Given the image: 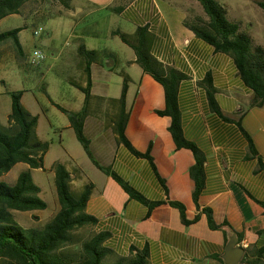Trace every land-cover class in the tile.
<instances>
[{
  "label": "crops",
  "instance_id": "1",
  "mask_svg": "<svg viewBox=\"0 0 264 264\" xmlns=\"http://www.w3.org/2000/svg\"><path fill=\"white\" fill-rule=\"evenodd\" d=\"M119 1L73 0L72 5L76 13L84 14V21L95 12H112L111 8ZM189 11L187 0H129L116 14L130 34L138 27H146L152 34L154 56L186 75L178 92L184 137L195 143L206 157V185L199 198L200 208L193 200L195 182L190 175L195 156L188 148L176 147L169 130L171 118L157 114V110L165 108L164 88L135 62L134 51L129 57H123L107 49L115 57L92 64V98L88 112L93 119L90 122L92 134L99 138L96 152L92 146L91 149L100 163L110 166L146 199L163 203L149 214L148 207L131 198L112 176L97 167L98 172L85 171L80 165L81 152L77 146L75 153L67 148L65 159L58 161L71 172L81 169L82 173L72 174L74 192H80L87 183L93 184L86 213L97 219L93 226L95 233H109L104 245L116 255L129 256L133 248H147L149 264H225L216 256L222 258L227 235L229 239L234 231L237 237L241 235L238 244L245 248L249 260L259 252L264 260V207L258 203L264 202V168L260 164L264 163V105H251L252 90L239 75L233 57L217 51L184 25ZM73 25L74 22L71 32L77 43L86 44V37L95 36L87 28L74 34ZM40 45L53 46L56 59L64 61V68L72 77L81 75L82 81L71 80V86L75 87L74 82L86 86L84 62L78 54L70 52L66 56L64 50L56 46L54 38ZM119 72L126 73L131 83H137V88H131L130 83L126 96V111H130L126 136L138 151H150L156 169L147 158L133 155L113 129L121 110L122 88L120 95L113 97L109 85L113 75L120 76ZM208 79L217 90L214 98L218 111L209 98ZM122 85L123 78L119 86ZM71 89L80 91L76 87L69 88L63 98L69 106L76 104L79 97L70 92ZM42 106L44 111L32 113L39 116L37 128L43 112H47L49 106L54 107L50 100L49 105ZM63 107L70 111L82 109L80 106ZM59 126L63 131H74L69 118ZM48 127L55 128L47 122L49 131ZM245 131L252 137L256 152L250 150ZM68 159L72 165L68 166ZM170 201L184 204L189 220L199 218L190 225L184 224L180 210ZM205 207L212 210L218 225L227 223L230 227L211 229L202 211Z\"/></svg>",
  "mask_w": 264,
  "mask_h": 264
},
{
  "label": "trees",
  "instance_id": "2",
  "mask_svg": "<svg viewBox=\"0 0 264 264\" xmlns=\"http://www.w3.org/2000/svg\"><path fill=\"white\" fill-rule=\"evenodd\" d=\"M33 0H0V20L10 15L20 14L23 6ZM66 10L73 9V0H58ZM129 0H120L117 6L111 9L119 13L124 3ZM207 18L189 14L184 20V25L193 31L198 37L214 46L219 52L229 54L233 57L238 73L245 85L252 90V106L264 105V46L257 44L253 37L244 31L239 22L229 19L228 10L219 0H197ZM264 10V0L257 2ZM24 27L19 26L0 32V44L12 41L19 56H24V49L19 34ZM131 47L135 53V62L143 71L158 81L165 91V108L157 110L160 116L171 118L169 127L176 147L188 148L195 156V164L190 168V175L195 182L193 200L198 207L199 198L206 185L205 163L206 157L202 150L193 142L186 140L182 126L181 111L178 102L180 83L186 77L176 67L167 65L160 61L151 51L152 34L146 27H138L133 34H127L119 29L112 32ZM78 55L84 62L86 74V86L74 84L76 88L85 94L84 105L80 111H70L59 103H56L48 92H45L50 102L60 111L67 114L69 121L75 131L78 141L91 162L104 174L112 176L120 186L130 195L146 205L151 211L161 205V201H149L127 181L116 174L110 166L103 165L94 156L91 149V140L85 133V122L89 114V103L92 98V76L91 67L93 63L102 60L111 61L115 54L107 49H89L86 44L81 43L78 47ZM109 58V59H108ZM123 78L122 94L119 99L121 110L115 119L114 131L118 140L128 148L136 157L147 158L155 168L150 151L143 153L138 151L126 136L125 129L130 116L126 111V96L130 77L119 72ZM208 94L211 104L215 110H219L215 103L214 95L216 88L208 79ZM25 91H8L11 96V113L8 116V124L0 125V178L11 171L18 163L27 164L30 169L22 171L16 182L12 185L0 181V259L7 260L13 264H106L105 260L112 256L115 258L113 264H149L148 249L133 248L129 256H119L104 245L109 233H94L90 238L81 243L77 241L75 232L81 228L93 227L97 219L86 213V206L93 190V184L87 183L80 192L72 189V174L82 173L77 168L71 172L67 166L57 161L50 171L54 173V182L58 194L59 210L40 228H25L20 225L14 211L45 210L47 202L41 197V187L34 182L31 169H42L44 157L49 150L50 143L42 140L36 132L39 116L30 113L22 103ZM249 142V148L256 152V146L252 137L245 131ZM264 168V163L261 162ZM164 182V180H163ZM181 212L182 221L186 225L195 222L199 216L189 220L186 215V207L178 201L169 202ZM264 207V202L258 201ZM202 211L207 215L208 224L211 229H222L230 227L227 223L218 225L210 208L205 207ZM264 232V230H263ZM233 233H235L233 231ZM241 238V235H238ZM228 240V235H227ZM77 248H70L71 245ZM224 263L221 256H216ZM264 264L260 252L252 259H248L246 253L241 264Z\"/></svg>",
  "mask_w": 264,
  "mask_h": 264
},
{
  "label": "rangeland",
  "instance_id": "3",
  "mask_svg": "<svg viewBox=\"0 0 264 264\" xmlns=\"http://www.w3.org/2000/svg\"><path fill=\"white\" fill-rule=\"evenodd\" d=\"M219 1L226 6L229 19L239 22L242 29L248 32L257 44L264 46V10L257 3L260 0ZM187 4L191 17L202 16L207 18L201 4L197 0H187ZM116 13L113 11H99L87 15L83 21L84 14L76 13L75 8L66 10L58 0H33L23 6L20 14L10 15L1 19L0 32L19 26L24 27L19 34L23 44L24 56L18 55L12 41L0 44V125L6 126L8 124V116L11 113V96L7 93L8 91H25L22 103L30 113H41L43 110L42 104L49 105V99L45 92H48L51 98L62 106L72 109L79 106L82 107L84 94L81 91L70 90V92L73 91L74 94L79 96L78 101L74 105L69 106L63 99L69 88H75L71 86V80L80 83L82 81L81 75L72 77V74L65 70L64 61L57 60L52 51L54 44H52V48H45L40 43L54 38L56 46L64 50L66 56L70 52H72V55L74 53L79 54L78 47L80 44L77 43L71 32V26L74 22V34L79 32V30L81 32L82 28H87L89 32L95 34V36L85 38L88 48H106L115 51L123 57H129L133 54V49L125 44L119 36L112 35L114 29L130 34ZM71 16L73 19H69ZM38 27H43L44 30L39 36H35L34 30ZM36 47L44 51L46 58L40 65L32 66L28 60L32 50ZM120 83H122V76L113 75L109 85L111 96L120 95V88L123 86H119ZM37 85L38 88H36ZM131 88H137V83H131ZM49 108L47 112H43L40 126L36 128L38 129L36 132L50 143V151L45 158L44 164L46 171L41 169L32 170L34 182L42 188L41 197L47 202L48 207L45 210L14 211L17 222L25 228L43 227L59 210L60 205L53 177L54 173L50 169L59 159H65V150L67 148L69 150L72 149L75 153L74 149L76 150L75 146H77L81 152L78 157L82 168L87 172L91 170L97 171L96 166L89 160L81 143L76 138L75 132L73 130H61L59 125H62L65 120L68 121V117L56 106H49ZM89 115L86 136L91 140V146L96 152V140L99 137L92 134L94 132L90 129V122L93 119L92 114ZM47 122L55 128L50 129L48 127L49 131L46 130ZM81 156L83 157L81 158ZM68 161V166L72 165L69 159ZM27 169V164L18 163L11 171L5 173L0 178V181L12 185L16 182L19 174ZM94 233V227L87 226L77 230L75 235L77 236V241L81 243ZM78 245L81 244L71 245L70 248L75 249ZM114 260L115 258L110 256L105 262L106 264H113ZM0 264L13 263L0 259Z\"/></svg>",
  "mask_w": 264,
  "mask_h": 264
},
{
  "label": "water",
  "instance_id": "4",
  "mask_svg": "<svg viewBox=\"0 0 264 264\" xmlns=\"http://www.w3.org/2000/svg\"><path fill=\"white\" fill-rule=\"evenodd\" d=\"M245 253V248L238 244V237L233 233L225 246L222 259L225 264H241Z\"/></svg>",
  "mask_w": 264,
  "mask_h": 264
},
{
  "label": "built area",
  "instance_id": "5",
  "mask_svg": "<svg viewBox=\"0 0 264 264\" xmlns=\"http://www.w3.org/2000/svg\"><path fill=\"white\" fill-rule=\"evenodd\" d=\"M43 30H44L43 27H38L37 29L34 30V35L39 36ZM45 58L46 55L44 51L36 47L32 50L28 62L32 66H38L45 60Z\"/></svg>",
  "mask_w": 264,
  "mask_h": 264
}]
</instances>
